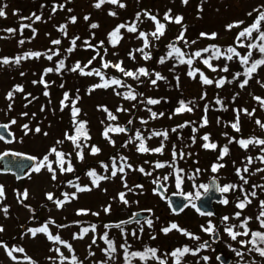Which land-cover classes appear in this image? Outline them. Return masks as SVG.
I'll return each mask as SVG.
<instances>
[{
    "label": "rangeland",
    "instance_id": "374dc122",
    "mask_svg": "<svg viewBox=\"0 0 264 264\" xmlns=\"http://www.w3.org/2000/svg\"><path fill=\"white\" fill-rule=\"evenodd\" d=\"M41 2H47L46 5L55 3L58 7L63 5V8L59 7L52 14L47 10L42 18L36 20L35 16L39 10L33 16L30 14L34 8H39ZM97 2L98 0H0V9L6 13V17H0V47L4 52L0 60L7 57L10 61L8 64L0 63V122L9 123L16 136L15 141L11 144L3 143L0 140V154L8 151L25 153L36 157L37 163L48 155L57 176L56 180H52V174L46 168L42 169L40 173H35L31 169L27 177L22 180H16L15 176L9 173L0 174V185L4 187L6 194L14 193L16 188L21 189L22 193L27 190L28 200L35 205L45 202V207L40 212L43 219L34 222L30 229L47 225L52 235L58 234L63 241L72 246L70 252L64 244L49 241L43 233H38L33 238L28 230L20 240H17L21 246L8 248L24 250L23 252L13 251L12 256L15 259L7 254L4 247L7 243L1 242L0 264H32V262L35 264H61V257L54 250L56 248H59L64 257H67L63 260V264H71L73 255L82 264H100V260H106L107 264H114L113 260L119 262L124 251L120 247L121 244L126 245L127 242H131L134 245H141L147 240L158 243L166 257L169 258L175 247L190 242V238L175 229L167 234L161 229L175 223L179 228L185 229L189 233L196 231L200 236L199 240L203 242L210 239V234L204 232L201 226L208 227L209 221L212 222L215 229L219 227L222 234L220 242L205 250L204 255H208V260L212 264H220L216 258L219 252L231 256L233 258L231 264H264V258L263 261L257 259L250 253L247 245L240 243L241 240L248 241L247 236H239L237 240L233 241L224 230L225 227L234 225L236 226L234 231L243 232L244 229L239 225L245 217H251L248 222L249 228H261L257 216L261 211L260 202L264 201V189L254 188L253 185H264V171H256L264 169V163L257 159L264 156V151H262L264 145L250 144L247 149H244L237 141L250 138L264 139V128L256 123L257 120L264 123V106H261L260 102L255 99V97L264 99V65L243 88L240 87L241 82L245 79L243 75L237 80H232V83L226 82L223 87L216 86V81L221 78L230 80L234 70L238 69L237 58L228 61L223 53L229 46H232L236 47L241 55H244V49L237 47V35L253 23L258 15L253 9L264 5V0H188L187 4H184L182 0H121V3L125 5L123 8L107 2L100 8H96L94 5ZM169 10H171L172 17H183L181 24L164 20L165 13ZM110 12H115L116 15H110ZM145 12L156 16L161 23L165 24V34L159 39L150 35L155 31L156 26L151 19L144 15ZM138 13H140L139 20L136 19ZM86 16L87 20H85ZM71 17H76L75 23L71 22ZM23 20L28 23L24 35L32 38L21 44L18 23ZM237 21H243V24L227 30V25ZM93 23L98 27L91 28ZM133 23L138 31L133 33L129 32L127 28H122L119 33L121 38L113 46L109 34L120 24L131 26ZM262 24L264 25V22ZM62 26H66V34L60 30ZM7 29L16 31L8 32ZM140 32L149 34L148 39L151 46L145 50L150 56L152 54L162 55L169 51L167 43L172 38L180 36L181 33H183L184 39L179 40L175 48H179L184 53L183 59L185 60L190 57L189 54L193 49H203L212 44L217 45L222 55L219 59H210V63L216 68V71L208 68L200 57H197V60L193 59L191 65L192 69H199L205 76L213 80V83L203 84L200 72L196 73L195 78L190 77L187 63H180L176 70L172 59L160 63V59L157 57L151 71L152 75L143 85V95L138 101V96L136 100H129L117 95L114 89L115 85L107 89L92 90L93 85L102 82L99 76L81 75L79 70L75 72L70 70L77 62L83 67L88 65L91 60L92 63L85 68L86 72L100 69L105 79L114 78L113 73L119 74L120 71L113 67L104 68L102 64L104 62L111 64L123 62L122 67L127 69L134 67L136 62L141 63V54L134 51L144 47L143 38H138ZM201 33H216L217 35L215 39H211L202 37ZM76 37L79 39L76 41L74 50L68 52L67 49L73 47L71 42ZM54 40H60L61 43L55 45L52 43ZM85 41L95 47H87ZM101 41H103L102 46L100 45ZM193 41L195 43H192ZM244 41L248 42L249 39H243L242 42ZM32 52H40L43 55L39 58L23 59L19 64L14 62L17 56ZM56 52L59 54L53 55ZM47 55H52V60H48ZM60 60H64L65 67L57 72L55 69ZM225 65L229 69L227 72L220 70ZM47 68H53L54 71L45 75L48 85L45 88L44 84L39 81ZM160 72H164L170 81L160 79L153 85L151 79L155 77V73ZM131 80L132 83L129 84L131 88L135 93H140L138 88L142 80L141 77L139 80ZM33 81H37V83H33ZM18 85L23 88V91L14 92L18 102L14 108L9 110L11 100L7 99V94ZM66 89H70L73 97L76 94L81 96L79 105L83 112L87 113L86 118L91 124V145L85 151L82 160L77 158V149L71 144L68 145L70 148H67L63 143L66 131L71 129L72 118L70 105H67L66 108L63 107L62 110L63 95ZM46 91L48 92L47 96L44 94ZM180 95L197 102L195 112H184L179 117L170 112L165 113L163 107L169 103L168 99L172 98L173 103H176ZM234 97L235 99H233ZM149 98H157L156 100L160 102L154 105L147 104ZM173 103L170 102V106ZM105 107L117 117L116 120L108 119V113L103 110ZM120 108L126 111H117ZM244 109L252 115L245 113ZM236 110H240L239 132L231 127L237 119ZM153 112L157 114L156 118L152 117ZM24 113L27 115H23ZM160 113L163 115L160 116ZM205 116L208 123L202 126ZM12 120H15L16 123L12 124ZM185 123L195 127V141L191 147L184 145L183 158L180 157V151L176 149V157L172 161L184 168L185 184L183 182V186L180 187L183 192H194L197 189V187H193L194 184L197 186V183L207 182L213 176L212 166L214 161L220 157L221 150L225 146L228 147L229 152L224 156V167L218 171L221 185L237 182L246 187L243 193L241 190H230L227 195L224 194V199L229 202L227 204L221 202L216 205L219 214L216 217L201 215L196 208L192 207L194 202H191L180 213H174L167 200L155 191L156 184L153 183V180L162 181L165 176H169L168 168H156L155 164L162 160H167L169 164L170 160L168 159H170V155L173 156V147L168 136L165 139L163 136L151 134L154 131L164 132L165 129L172 133V129L178 127L181 130L180 126L186 125ZM25 124L30 129L28 134H25L23 128ZM127 124L131 127L129 134L125 132L109 133L114 144L103 136L108 126L124 128ZM37 127L41 130L38 133L35 131ZM138 132L144 137L146 147L150 149L160 147L165 139L167 144L163 147V153L139 152L137 149L140 140L136 139ZM205 135L209 136L208 141L202 139ZM57 141H62V143L58 144ZM129 141L131 142L129 143ZM205 143H215L217 148L205 149L203 147ZM92 146L100 149L95 155L91 154ZM53 147L58 151L66 149L71 152L69 158L74 168L73 172L61 173L59 171L55 154L49 155V150ZM248 157H252L251 164L248 163ZM123 158H127L126 161ZM113 159H115L117 175L111 179L101 180L99 187H94L92 180L84 172L85 164L92 161L88 170L91 168L104 170L103 175L110 177L113 170ZM103 163L108 165L107 172L102 167ZM128 164L132 167L128 168ZM64 166L67 167V163ZM121 166L124 167V173L118 171ZM245 166H247L248 172L243 171ZM140 168H143L145 172H140ZM197 169L202 171L195 175V179H189ZM237 169H241V173L248 181L247 184H244L240 176L237 175ZM147 172L152 174L146 175ZM70 177L73 179L66 180ZM69 182L80 186H89L92 190L78 192L77 198L65 202L63 207H57L54 201L64 200L63 193L76 192V188L72 187ZM138 185H142V187H137ZM167 186L170 192H178L176 174L169 177ZM250 191H255L256 196L248 195L252 202L247 204L243 210L238 209L237 201L244 200L245 194H250ZM48 193L53 195V200L47 199ZM120 193L125 194L128 204H124L120 200ZM11 205L13 206L12 210L7 207L5 199L0 200V226L4 229L0 234L6 238L14 237L19 233L17 223H24L31 217L30 211L21 205L15 197ZM107 206L111 207L110 212L104 211ZM5 207L8 209L7 215L3 211ZM80 209H86L88 213L78 215L77 211ZM139 210H150L149 212L152 213L151 228L147 225V221L123 225L120 228L112 226L108 229L104 226L106 222L126 219L133 212ZM237 212H241L239 218L235 217ZM92 213H99V215ZM225 216L229 217L227 221L222 219ZM50 221H55V223H50ZM59 225H67V227H58ZM93 225L96 226L95 232L90 230L83 239H73V235L80 233L82 228L91 229ZM141 227H143V232L140 231ZM121 229L126 235L122 234ZM133 231L136 232L135 236L132 235ZM105 232L116 246L111 260H108L105 252L102 251L107 248V244L101 239ZM93 239L96 240L95 244L92 243ZM90 245L91 248H89ZM233 249L240 251L243 255L238 256ZM247 249L248 251H246ZM91 253H95V255H91ZM166 264L171 263L167 261Z\"/></svg>",
    "mask_w": 264,
    "mask_h": 264
},
{
    "label": "snow or ice",
    "instance_id": "6c2138e0",
    "mask_svg": "<svg viewBox=\"0 0 264 264\" xmlns=\"http://www.w3.org/2000/svg\"><path fill=\"white\" fill-rule=\"evenodd\" d=\"M106 2L114 4V5H119L121 8L125 7V5L123 3H121V0H98V2L94 6L96 8H100L101 5L106 3ZM182 2L184 4H187L188 0H182ZM5 7H6V5H5ZM59 7L62 9L63 5H60ZM55 10H56V7L54 6L53 11H55ZM69 11H71V9H69ZM253 11L258 13L256 19L254 20V22L249 27H247V28L243 29L242 31H240L238 33V35H237V47H241V48L247 47V49H248L247 53L245 55H241V53L239 51H237L236 47H232V46H229L225 50V52L223 53V55L225 56V58L228 61H231L234 58H237L239 60L240 64H241V66L244 67V72L243 73L236 72L234 74V76H233V80L239 79V77L241 75L246 77L240 84L241 88L245 87L248 84L249 79L252 78V74L257 71L258 67L264 65V58L251 60V57L253 56V51H252L253 49L257 50L260 54H262V56H264V31L261 30L262 22H264V5L258 6L257 8L253 9ZM109 14L113 15V16L116 15L115 12H110ZM33 15H35V14H33ZM144 15L147 16L149 19H151L155 23V26H156L155 27V31L152 32L150 35L153 38H155V39H159L161 36H163L165 34V28H166L165 24L161 23L157 19L156 16L151 15L148 12H145ZM249 15H252V13H249ZM0 17H6V13H5V11L3 9H0ZM35 18H36V20L40 19L39 16H36ZM24 19H28V18H24ZM87 19H88V17L86 16L85 20H87ZM136 19L137 20L140 19V13L137 14ZM164 20H166V21H168L170 23L181 24L182 21H183V17L182 16L172 17L171 16V10H169V12L165 13ZM71 22L75 23L76 22V17H71ZM241 24H243V21H237V22H235L233 24L227 25L226 28H227V30H231L234 27H239ZM24 27H28V25H21V30ZM90 27L94 29V28H97L98 25L93 23ZM122 28H127V30L129 32H133V33L138 31L135 23H133L131 26L125 25V24L118 25L113 30V32H111L109 34L110 42L113 44V46H115V44L121 38L119 36V33H120V30ZM65 29H66V26H62L60 30L62 32H65ZM6 31L15 32L16 30L15 29H7ZM33 31H35V30H33ZM254 32L258 33V36L256 37V42L249 43V44L245 45L242 42V40L243 39H252ZM65 34H66V32H65ZM200 35L202 37H205V38L215 39L217 34L216 33H212V34L201 33ZM148 36H149V34L144 33V32H140L138 38H143L144 47L134 50V51L141 52L143 54V58L145 60L151 58L149 53H145L144 52L145 48H149L151 46L150 42H149V39H148ZM78 39H79V37H76V38H74L72 40L71 43H72L73 47H70L69 49H67L68 52H72L74 50V47L76 45V41ZM183 39H184V36H183V33H181V35L177 37V40L179 41V40H183ZM20 43L23 44L24 41L21 40ZM52 43L55 44V45H59L61 43V41L60 40H54V41H52ZM84 43L89 48L95 47V46L91 45L87 41H85ZM192 43H195V41H193ZM185 44H187V41H185ZM100 45L101 46L103 45V41L100 42ZM168 47L170 49H172V51L169 52V54H168L169 56H172V54L175 53L177 58L179 59L180 63H182V64L183 63H187L189 65V69L190 70L188 72V75L190 77H192V78H195L196 77V73L200 72L199 69H192L191 68V65L193 63V58L201 57L203 53L212 51L213 52V57L205 58V59H203L202 62L208 68L212 69L213 71H216V68H214L213 65L210 63V59H212V58L219 59L221 57V55H222V53H221V51H220V49L218 47L210 46V48H205V49L198 50V51L192 53L191 56L187 60H185V59H183L184 53L179 48H175L172 44L168 45ZM58 54H59L58 52L53 53V55H58ZM41 55H43V54L40 53V52L26 53L23 56H17L15 58L14 62L16 64H19L21 62V60H23V59H27V58H30V57L39 58ZM97 55H99V53H97ZM52 58H53L52 55H47V59L48 60H52ZM93 59H95V57H93ZM101 59H103V58H101ZM164 62H165V58L161 57L160 58V63H164ZM0 63L8 64V63H10V61H9V59L7 57H5L2 60H0ZM91 63H92V61L90 60L88 62V65H84L82 67L81 64L79 62H77L74 66H72V68L70 70L73 71V72L79 70L81 75H88V76L96 75V76H99L102 82L99 83V84L93 85L92 86V90L97 89V88H105V89H107L108 87L116 85V86H123V87H126V88L129 89L127 92H124V93H119V92L116 93L117 95H122L123 98H125V99L136 100L138 95H140V96L143 95L142 93H135L130 85L124 84V82L122 80H120V79H116V78H111L110 80L105 79V77L101 73L100 69H92L91 71H87L86 72L85 68L88 67ZM122 63L123 62H118L116 64H111L110 62H104L102 64V66L104 68H108V67L116 68L118 71L123 73L124 76L131 77L134 80H139L141 76L150 77L152 75L149 72L148 69L143 68V67L137 69L135 72H133L131 70H126L124 67H122ZM64 67H65L64 60H60L59 63H58V67L55 69V71L59 72ZM220 70L224 71V72H227L229 69H228L227 65H225ZM53 71H54L53 68H47V69H45V74L53 72ZM21 75H23V73H21ZM155 76H156V79L151 80V83L153 85H155L158 80L164 79L159 73H155ZM200 77L202 79V83L203 84L208 85V84H212L213 83V80H211L207 76H205L203 74V72H200ZM39 82L43 83L45 88H47V86H48L47 82L44 81L43 78H41V81H39ZM226 82L227 83H232L231 80H226V78H221L218 81H216V86L217 87H223ZM33 83H37V81H33ZM61 87H63V85H61ZM15 91H21L22 92L23 88L21 86H19V85L15 86L13 91H11V92H9L7 94V99L12 100L13 92H15ZM44 94L47 96L48 92L46 91ZM68 98H69L68 97V93H65V99H68ZM77 99H78V97H77ZM233 99H235V97ZM255 99H257L260 102L261 106H264V99H261L260 97H255ZM159 102H160L159 100L152 99V98H149L147 100V104H150V105H154V104H157ZM217 102L220 103V101H217ZM189 103H191V102H189ZM64 106H66V105H64L63 101H62V110H63ZM9 110H11V104L9 105ZM41 110L43 111V108ZM103 110L108 113V119L109 120H116L117 119V117L115 115H113L110 111H108V109L106 107L103 108ZM206 110H207V106H206ZM117 111H126V110L120 108V109H117ZM149 111H151V109H149ZM185 111L191 112L192 108L188 107V105L185 104L184 101H180V107H178L176 109V113H182V112H185ZM236 111H237V119H236L235 123H232L231 127L235 131L239 132L240 131V126H239V112H240V110H236ZM243 111L245 113H247L248 115H252V113L247 112L246 109H244ZM79 113H80V109L78 107H76L75 103L73 102V104H72V116H73V124L75 126V135H68L66 133L65 134V138L70 140V141H72L74 146L77 149H79V151L77 152V158L82 160L83 159V145H81L79 143V138L81 136H83L85 139H90V137L87 135V132L85 131L86 122L85 121H77L76 120V117L79 115ZM23 115H27V113H24ZM159 115L162 116L163 113H160ZM152 117L156 118L157 114L153 112L152 113ZM11 123L15 124L16 121L12 120ZM129 123H131V121H129ZM144 123H146V121H144ZM207 123H208V120H207V117L205 116L203 118V120H202V126L207 125ZM256 123L261 128H264V123H261V121L257 120ZM184 126L185 125H181L180 127H184ZM7 128H8V125H0V131H2L3 129H7ZM23 128L25 129V134H28V131H30L28 125L27 124L23 125ZM35 131L38 133L41 130H40V128L37 127L35 129ZM124 131H126V129L123 128V127H112L110 125V126H108L105 129V131L103 133V136L106 139H109L110 143L114 144V141H112L111 138L109 137V133L110 132H124ZM172 131H176V129H172ZM44 135H47V133H44ZM151 135H153V136H163L165 139H167L168 133H167V131H164V132H155L154 131V132H152ZM149 138H151V137H149ZM2 139H4V136L2 134H0V140H2ZM136 139L140 140V144L138 145V149H137L139 152H155V153H161V154L163 153V150H164L163 149V144H161L160 147H157V148H154V149H150V148L146 147L145 142H144V137H142L139 134V132L137 133ZM202 139L204 141H208L209 140V136L205 135ZM130 142L131 141H129V143ZM229 142L231 143L232 140L230 139ZM57 143L58 144L62 143V141H57ZM237 143L240 145L241 148L247 149L250 144L264 145V139H255V138H253V139H240L239 141H237ZM125 146H127V145H125ZM203 147L205 149H216L217 145L215 143H205L203 145ZM90 151H91V154L95 155V154H97L100 151V149L95 147V146H92ZM262 151H264V149H262ZM228 152H229L228 147L227 146L223 147V149L221 150V155H220V157L218 159L222 160L224 158V156L228 154ZM52 154H55V156L57 158L56 159V163H57V165L59 167V171L61 173L73 172L74 171V168H73V166L71 164V160L70 159H68V160L65 159V155H66L65 153L60 152L55 147H53V148H51L49 150V155H52ZM4 155H7V153H5ZM14 155L19 156L21 154L15 153ZM67 155L70 157L71 154H67ZM183 156H184V153L181 151L180 152V157L183 158ZM175 157H176V152L173 151V160H175ZM27 159L30 160V161H34L37 158L29 156V157H27ZM123 159L126 161L127 158H123ZM257 159H259L262 163H264V156L258 157ZM65 163H67V165H68L67 167L64 166ZM248 163L249 164L252 163V157H248ZM166 166L173 167L172 164H167L166 165L165 163H161V162H157L155 164L156 168H164ZM102 167L107 172L108 165L102 164ZM127 167L131 168L132 166L130 164H128ZM222 167H224L223 164H214L212 166L211 170H212V172L215 173V172H218L219 169L222 168ZM45 168L52 174L51 175L52 180H56L57 179L56 170L53 169L52 162L49 161L48 155L44 156V158H43V160L41 162L35 164V166L32 168V171L35 172V173H40L41 170L45 169ZM118 171L120 173H124V167L121 166L118 169ZM139 171L142 172V173L145 172V170L143 168H140ZM174 171H175V174H176V187L179 189L181 187L182 182H183V176L181 175V173H183L184 170L183 169H179V168H175ZM243 171L244 172H248L247 166H245ZM256 171H264V169H257ZM199 172H200V169H197L196 173L193 176H190L189 179H195V175H198ZM145 174L146 175H151L152 173L151 172H147ZM87 175L92 178L93 186L94 187H99V182L101 180L111 179V178H113V177H115L117 175V169H116V166H115V159H113V170L111 172V176L110 177L106 176V175L98 176L97 173L95 172V170L89 171L87 173ZM237 175L240 176V179L244 182V184L248 183L247 179L243 175H241V170L240 169H237ZM122 179H123V177H122ZM163 179L165 181H167L168 180V176H165ZM153 183L157 185V189H156L157 191L159 190V188H163L164 187V185L161 184L158 179L157 180H153ZM69 184L72 187L76 188V192L71 194V198L69 197L68 193H63L64 198H65L64 200H55L54 201L56 203L57 207H63L65 202H70V199L77 198V193L78 192H84V191H91L92 190V188L89 187V186H80L79 184H71V182H69ZM125 187H127V184H125ZM137 187H142V185H138ZM193 187H197V186L194 184ZM198 187L204 189L205 192H207L209 190V186L206 185V184H200ZM253 187L254 188L255 187H261L262 189H264V185H260V186L253 185ZM235 188H236V185L229 184V185H225L223 187H219L218 191L221 192V193H227L230 190H234ZM129 191H131V189H129ZM241 191H243L242 187H241ZM248 195H251V196L255 197L256 196V192L252 191L250 194H245L244 200L240 201L236 205V207L238 209L243 210L246 207L247 204L251 203V200L248 199ZM196 196L197 197L200 196L199 191H197ZM3 198H4V187L2 185H0V200H2ZM18 198L27 199L28 198L27 190H25L23 193H18ZM119 198L124 204H128V201L125 199V194L124 193H120L119 194ZM189 198H190V196H189ZM47 199L48 200H53V195L51 193H48L47 194ZM228 202L229 201L227 199H224L222 201V203H224V204H227ZM192 207L196 208V210L198 212H200V209L197 207V205L195 203L192 204ZM260 207H261V211H260L259 215L257 216V220L260 223V227L264 228V201L260 202ZM110 210H111L110 206H107L104 209L105 212H110ZM182 210L183 209H181V211ZM3 211H4L5 215H7V212H8L7 207H5L3 209ZM87 213H88V210H86V209H80V210L77 211L78 215L87 214ZM92 214L93 215H99V213H92ZM200 214L201 215H207V216H212L213 215L212 212H207V213L200 212ZM240 215H241V212L235 213V217L236 218H239ZM222 219H223V221H227L229 219V217L225 216ZM250 219H251V217H245L244 220L239 225V227L244 229L243 232L234 231L233 229L236 227L234 225L233 226H227V227H225L224 230L228 233V235L231 237V239L233 241L237 240V237H239V236H248L249 235V231H250V229L248 228V222H249ZM50 223H55V221H50ZM122 223H127V222H122ZM147 225L150 228L152 227V220L151 219L147 220ZM58 227H67V225H59ZM105 227H108V225H106ZM115 227L120 228L121 225L117 224V225H115ZM201 227H202V230L204 232H206V233H208L210 235L214 234L216 232L215 226L212 224L211 221L208 222V227H204V226H201ZM173 229H175L177 231H180L182 234H184L185 236H188L190 239H193V240H199L200 239V237L195 236L192 233H189L187 230L179 228V226L177 224H175V223L171 224L169 227L161 229V231L164 232L165 234H167L168 232L172 231ZM90 230L92 232H95L96 231V226L95 225L91 226V229H89L87 227L82 228L81 232L79 234H74L73 235V239H83L84 236ZM3 231H4L3 227L0 226V232H3ZM121 231H122V234H124L123 233V229H121ZM140 231L143 232V227H141ZM29 232L31 233L33 238H35L38 233H43V234H45L47 236V239L49 241H52L54 243L64 244L69 249L70 252L72 251L71 244H68L66 241H63L58 234L57 235H52L49 232V229H48L47 225H45V226H43L41 228H37V229H29ZM124 235H126V234H124ZM132 235L135 236L136 232L133 231ZM251 237L252 238L250 240H248V241L241 240L240 243L242 245H245V246L248 245V244H251L252 248L249 249V251H255L261 257H264V247L260 246V245L264 244V232H260V231L251 232ZM101 239H103L104 242L107 244V248L103 249L102 251L105 252L108 260L113 259V255L112 254L115 253V251H116L115 242L113 240L109 239L107 232L104 233V235L101 237ZM153 239H155V237H153ZM92 243L95 244L96 240L93 239ZM209 246L210 245L208 244V242L205 241L203 244H200L196 249H191L188 246H185L182 249H177V250L173 251L171 253V255L176 258V264H180V258H182L184 255L191 254V255L195 256V255L198 254V252L201 249L207 248ZM4 247H5V250H6L7 254L12 259H15V257L12 256V252L13 251H19V252H23L24 251L22 248L8 249L7 245H4ZM120 247L124 249V258H125L126 264H131V259L130 258L139 257L141 260H144V259H147V258H156V251H157L156 249L148 248V249H146L145 252L141 253V252H129L128 248L130 247V245L126 246L125 244H121ZM89 248H91V245L89 246ZM54 250L61 257V264H63V260L67 259V257H64L63 253L60 252L59 248H56ZM233 250L236 251V254L238 256H242L243 255V253H241L240 251L235 250V249H233ZM91 255H95V253H91ZM203 259L205 261H207L209 258L205 256V257H203ZM32 264H35V262H32ZM71 264H82V262H78L77 261V257L75 255H73ZM102 264H107V262L106 261L102 262ZM161 264H164V262L161 261Z\"/></svg>",
    "mask_w": 264,
    "mask_h": 264
},
{
    "label": "trees",
    "instance_id": "16d2710c",
    "mask_svg": "<svg viewBox=\"0 0 264 264\" xmlns=\"http://www.w3.org/2000/svg\"><path fill=\"white\" fill-rule=\"evenodd\" d=\"M46 3L47 2H41V4H40V6H39V8L38 9H33V11L31 12V14H30V16H33V14L36 12V11H38L39 10V12H38V14L36 15V16H39L40 18H42V16L45 14V12L47 11V10H49L50 11V14H52V13H55L58 9H59V7H58V5L57 4H55V3H50V4H47L46 5ZM54 6L56 7V10L55 11H53V8H54ZM35 16V17H36ZM254 22V21H253ZM252 24V23H251ZM250 24V25H251ZM21 25H28V23H27V21H20L19 23H18V27L20 28V34H21V37H20V40H23V41H25V40H30L32 37H28V36H25L24 34L26 33V27H24L22 30H21ZM249 25V26H250ZM248 26V27H249ZM261 30L262 31H264V25L262 24L261 25ZM258 36V33H253V38L252 39H249V41L247 42V41H244L243 43L245 44V45H247V44H249V43H253V42H256V37ZM210 46H216V47H218L217 45H215V44H212V45H209L208 47H205V48H210ZM140 48H142V47H140ZM205 48H203V49H205ZM219 48V47H218ZM220 49V48H219ZM242 49H244V51H245V53H244V55L247 53V51H248V49H247V47H243ZM198 50H202V49H193L192 51H191V53L189 54L190 56H191V54L192 53H194V52H196V51H198ZM172 50L171 49H169V51H166L164 54H162V55H158V54H152V56H151V58L150 59H147V60H145L144 58H143V54L141 53V52H139L140 54H141V56H142V61H141V63H139V62H136V65L134 66V67H132V68H127L126 70H131V71H133V72H135L137 69H139V68H141V67H143V68H146V69H148L149 70V72L151 73V71H152V69H153V66H154V63L156 62V59H157V57L160 59L161 57H164L165 58V62H167V61H169L170 59H172L173 60V64H174V69H178V65L180 64V61H179V59L177 58V56H176V54L175 53H173L172 54V56H169L168 54H169V52H171ZM253 51V56L251 57V60H256V59H262V58H264V56H262V54H260L257 50H255V49H253L252 50ZM144 52L145 53H147L146 52V50L144 49ZM4 54V52H3V50L1 49V47H0V58L2 57V55ZM211 57H213V52L212 51H209V52H205V53H203L202 54V56L200 57V58H202V59H205V58H211ZM193 59H195V60H197V57H195V58H193ZM237 65H238V69H235L234 70V73H233V75L229 78L231 81L233 80V76H234V74L236 73V72H241V73H243L244 72V67L243 66H241V64H240V62H239V60L237 59ZM263 66V65H262ZM261 67V66H260ZM260 67H258V69H257V71L255 72V73H253L252 74V78H254L255 77V75L257 74V72H258V70L260 69ZM105 71H106V69H105ZM163 78H164V81L166 80V81H170V79L168 78V76L164 73V72H160L159 73ZM45 73H44V75H43V80L44 81H46L47 82V80H46V77H45ZM113 77L114 78H116V79H120V80H122L123 82H124V84H126V85H129V84H131L132 83V80L131 79H133V78H131V77H126V76H124V74L123 73H117V74H115V73H113ZM151 77V76H150ZM150 77H144V76H141V81H140V87L138 88V90L140 91V93H142V87H143V85L147 82V80L150 78ZM246 78V77H245ZM251 78V79H252ZM153 79H156V76L154 77V78H152L151 80H153ZM251 79H249V82H250V80ZM162 80V79H161ZM237 80V79H236ZM248 82V83H249ZM169 84H172V83H169ZM114 89H115V91H116V93L117 92H119V93H124V92H127L129 89L128 88H126V87H123V86H114ZM65 93H68V99H65ZM16 94L15 93H13V98H12V100H11V102H10V104H11V109L12 108H14L15 107V104L18 102L17 101V99H16ZM64 97H63V104L64 105H66V106H64L65 108L67 107V105H70L71 106V113H72V104H73V102L75 103V106L76 107H78L79 109H80V113H79V115L76 117V120L77 121H85L86 122V126H85V131L87 132V135L90 137V139H85L83 136H81L80 138H79V143L81 144V145H83V152L86 150V148L90 145V142H91V131H92V129H91V124H90V122L87 120V113L86 112H83V110H82V108H81V106L79 105V103H80V98H81V96L80 95H78V94H76V96L75 97H73V95L71 94V91H70V89H66L65 91H64V95H63ZM120 96H122V95H120ZM77 97H78V99H77ZM140 98H141V96L140 95H138V101H140ZM157 99V98H156ZM180 101H184L185 102V104H187L188 105V107H191L192 108V111L191 112H188V113H193V112H195V110H196V107H197V105H196V103L194 102V101H191V100H189L188 98H186L184 95H180V96H178V99H177V101H176V103L174 102L173 103V101H172V98H169L168 99V102L170 103V102H172L173 104H171V106H172V108H171V106H170V104L169 103H167L164 107H163V110H164V112L165 113H168V112H170L172 115H174V116H176V117H179V116H181L182 114L181 113H176V109L178 108V107H180ZM189 102H191V103H189ZM172 109V110H171ZM172 112H171V111ZM186 113H187V111H185ZM83 113V114H82ZM182 113H184V112H182ZM71 122H73V117H72V121ZM186 125L184 126V127H181V130L177 127V128H175L176 129V131H173L172 133H169V132H167L168 133V138L170 139V144L172 145V147H173V151H175L176 152V149L177 150H179V151H183V147H184V145H187V146H189V147H191L192 145H193V143H194V141H195V137H196V134H195V130H194V126L191 124V125H187V123H185ZM190 126V127H189ZM167 129H165V131H166ZM188 130H190V131H188ZM67 134L68 135H75V126H74V124H72V127H71V130H68L67 131ZM64 141H67V142H70L71 144H73V142L72 141H70V140H68V139H65ZM167 144V142H166V140H163V145H166ZM74 145V144H73ZM79 150V149H78ZM224 159V158H223ZM223 159L221 160V159H218V160H215L214 161V164H223L224 163V161H223ZM172 161H173V159L172 158H170V161H169V164H172L173 165V167H168V166H166L167 168H168V170H169V176L170 175H173V174H175V171H174V169L175 168H179V169H184L183 168V166H180L178 163H172ZM165 163V160L164 161H162L161 163ZM166 164V163H165ZM167 165V164H166ZM91 170H94V169H90L89 171H91ZM202 170L200 169V172H201ZM213 174L214 175H219L218 174V172H213ZM181 175L183 176V182H184V171H183V173H181ZM182 182V183H183ZM200 184H206L207 185V182L206 181H204V182H200V183H197V191H199V193L201 194L203 191H204V189H202V188H199L198 186L200 185ZM182 185V184H181ZM225 185H229L228 183H224V185L223 186H225ZM237 186V185H236ZM244 191H245V189H244ZM243 191V192H244ZM18 193H22L21 192V189H19V188H16L15 189V191H14V193H9V194H6L5 193V191H4V199H5V203H6V205H7V207H10V210H12L13 209V206L11 205V203H12V201H13V198L15 197L18 201H19V203L21 204V205H23V206H25L29 211H30V213H31V217L26 221V222H24V223H20V222H18L17 223V227L19 228V233H17V234H15L14 235V237H11V238H6L3 234H0V244H1V242H3V243H7L6 245H7V247L8 248H10V247H19V246H21V243H18L17 242V240H20L21 238H22V236L31 228V226H32V224L34 223V222H37V221H39V220H42L43 218L41 217V215H40V212L42 211V209L45 207V202L44 203H41V204H39V205H35V204H33V203H31L29 200H28V198L27 199H22V198H18ZM228 193V192H227ZM227 193H226V195H227ZM240 201H242V199H240L239 200V202ZM255 231H258V229H255V230H253L252 232H255ZM260 232H263V231H260ZM75 234H79V233H75ZM192 234H194L195 236H198V237H200L199 236V234L198 233H196V232H192ZM252 237L250 236L248 239L250 240ZM200 244H203L202 242H200L199 240H193V239H190V242H186V243H184V244H182V245H180V246H177V247H175L172 251H171V253L173 252V251H175V250H177V249H182L183 247H185V246H188L189 248H191V249H196ZM130 245V247L128 248V251L129 252H141V253H143V252H145L146 251V249H148V248H151V249H156L157 251H156V258H147V259H144V260H141L139 257H135V258H130L131 259V264H161V261H163L164 262V264H166L167 263V261L169 262L170 261V263L171 264H176V258L175 257H173L172 255H171V253H170V255H169V258H167L166 257V254H165V252H163V250H162V248H161V246L158 244V243H155V242H153L152 240H147V241H145V242H142L141 243V245H134L133 243H131V242H127L126 243V246H129ZM261 247H264V244H262V245H260ZM252 248V245L250 244V249ZM205 250H206V248H204V249H201L199 252H198V254H197V264H212L211 262H210V260H207V261H205L204 259H203V257H208V255H204V253H205ZM209 258V257H208ZM106 260H100V264H102V262H105ZM114 261V264H126V261H125V258H124V251L122 252V254H121V259L119 260V262H117V261H115V260H113ZM107 262V261H106ZM180 264H196V262H195V256L194 255H191V254H186V255H184L182 258H180Z\"/></svg>",
    "mask_w": 264,
    "mask_h": 264
},
{
    "label": "water",
    "instance_id": "95a60500",
    "mask_svg": "<svg viewBox=\"0 0 264 264\" xmlns=\"http://www.w3.org/2000/svg\"><path fill=\"white\" fill-rule=\"evenodd\" d=\"M178 40L177 39H172L169 43L172 44L173 46L177 45ZM0 125H8L6 123H2ZM127 132H130V128H126ZM0 134L4 136V141L6 142H13L15 140V135L13 131L10 130L9 126L7 129H3L0 131ZM7 153V152H5ZM5 153L0 155V172H11L16 175L17 179L24 178L27 174V170H29L34 164V161H30L27 159L30 155H14V152L7 153V155H4ZM32 157V156H31ZM162 184V183H161ZM209 190L207 192H204L202 196L198 197L196 199V205L202 212H212L213 214H216V207L215 203H219L223 199V193L218 191V188L220 187V182L216 177H213L209 180L208 182ZM157 189V187H156ZM159 193H161L163 196H167V190L165 187L159 188L158 190ZM168 201L174 211L180 212L181 209L185 207V205L189 201V197H187L185 194L182 193H177V194H171L168 196ZM149 216L148 212L144 211H139L135 212L131 217L125 220H121L116 224H126L122 222H127L131 223L137 220H142L145 219ZM107 225H112V224H107ZM212 240L214 242H217L221 239V234L219 231H216L214 234L211 236ZM208 244L211 245V242L207 240ZM218 260L222 264H230L232 261L231 257H226L223 253L218 254L217 256Z\"/></svg>",
    "mask_w": 264,
    "mask_h": 264
}]
</instances>
